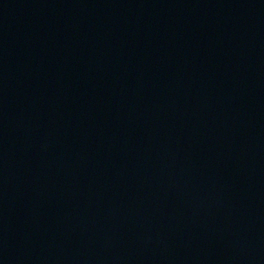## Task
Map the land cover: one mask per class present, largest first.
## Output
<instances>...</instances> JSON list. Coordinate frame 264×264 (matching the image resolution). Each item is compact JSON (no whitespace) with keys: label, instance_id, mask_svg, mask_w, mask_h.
<instances>
[{"label":"water","instance_id":"95a60500","mask_svg":"<svg viewBox=\"0 0 264 264\" xmlns=\"http://www.w3.org/2000/svg\"><path fill=\"white\" fill-rule=\"evenodd\" d=\"M0 264H264V0H0Z\"/></svg>","mask_w":264,"mask_h":264}]
</instances>
